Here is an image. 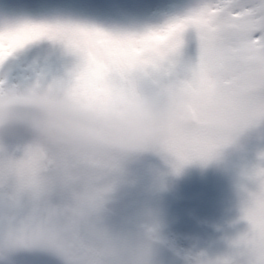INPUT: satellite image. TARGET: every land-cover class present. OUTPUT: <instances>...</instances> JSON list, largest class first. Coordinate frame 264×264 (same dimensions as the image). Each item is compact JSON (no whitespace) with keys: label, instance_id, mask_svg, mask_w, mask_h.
I'll use <instances>...</instances> for the list:
<instances>
[{"label":"snow or ice","instance_id":"snow-or-ice-1","mask_svg":"<svg viewBox=\"0 0 264 264\" xmlns=\"http://www.w3.org/2000/svg\"><path fill=\"white\" fill-rule=\"evenodd\" d=\"M169 8L155 23L115 29L13 5L0 13V65L46 42L59 66L48 60L21 84L0 79V93L30 89L98 107L127 106L150 93L183 100L194 110L147 150L174 174L219 159L246 130L262 129L264 143V0H183ZM128 157L23 131L0 136V257L11 264H159L164 241L153 209L113 204L127 182ZM235 188L234 223L247 227L226 238L224 253H200L187 264H264V147L241 166Z\"/></svg>","mask_w":264,"mask_h":264},{"label":"rangeland","instance_id":"rangeland-1","mask_svg":"<svg viewBox=\"0 0 264 264\" xmlns=\"http://www.w3.org/2000/svg\"><path fill=\"white\" fill-rule=\"evenodd\" d=\"M182 2L183 0H0V13L13 5L24 3L32 5L35 14L61 12L105 28L124 29L155 23L171 10L170 5ZM58 57L59 53L46 42L27 46L0 65V79L6 80L9 85L24 83L26 78L33 75L34 68L44 65L48 60L56 61ZM54 66H59V59ZM261 131L262 129L246 130L232 145L222 149L219 159L206 165L194 162L186 165L179 174L172 173L152 152H145L151 153L152 157L145 154L140 158L129 157L126 160L127 183L118 186L114 198L118 197L121 202L116 204L113 201V204L131 205L133 211L145 205L153 209L164 241L157 251L156 259L159 264L178 263V257L182 256L180 253L186 255L187 259L204 253L205 249L211 247V242L208 239L204 241L202 235H208L218 228L217 216L230 218L231 215L228 237L247 227L244 221L233 223L239 216V210L235 207V203H238L235 185L241 166L252 160L260 147H264V143L258 140ZM136 169H145L147 172L142 171V174ZM146 173L149 176L157 175L153 182L157 185H150L151 181L149 179L148 182ZM228 204H234L235 210H228ZM193 246L201 247L198 248V253L191 249ZM220 247L219 254L227 251V241L224 240ZM174 251L180 253L175 254Z\"/></svg>","mask_w":264,"mask_h":264},{"label":"clouds","instance_id":"clouds-1","mask_svg":"<svg viewBox=\"0 0 264 264\" xmlns=\"http://www.w3.org/2000/svg\"><path fill=\"white\" fill-rule=\"evenodd\" d=\"M194 106L161 93L122 107H98L30 89L0 93V136L23 131L72 148H102L126 155L147 152L165 130ZM0 264H11L0 257Z\"/></svg>","mask_w":264,"mask_h":264}]
</instances>
